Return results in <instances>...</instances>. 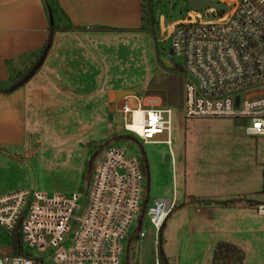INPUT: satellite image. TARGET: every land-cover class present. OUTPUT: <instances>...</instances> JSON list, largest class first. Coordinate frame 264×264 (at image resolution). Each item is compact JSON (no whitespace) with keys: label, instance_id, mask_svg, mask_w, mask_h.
Listing matches in <instances>:
<instances>
[{"label":"rangeland","instance_id":"1","mask_svg":"<svg viewBox=\"0 0 264 264\" xmlns=\"http://www.w3.org/2000/svg\"><path fill=\"white\" fill-rule=\"evenodd\" d=\"M145 1L148 7L149 0ZM151 1L154 29L147 8V20L133 38H110L106 42L108 58L103 75L107 81L98 86L99 78L92 77L87 82L91 102L87 100L89 94L82 100L74 94L56 95V90L54 95L33 101L34 107L26 114L25 148L6 149L18 159L0 153V197L27 191L49 197L86 193L89 199L93 170L101 160L99 146L109 141L143 161V200L148 198L149 205L159 198L175 200L161 232L159 249L155 245L156 230L147 215L141 225L145 237L130 241L137 232V215L123 244V264H156V249L166 257L167 264H212L218 243H231L242 251V264H264V221L241 219L202 191L226 198L236 209L257 214V202L264 197V138L237 136L236 130L249 125L244 119L187 118L182 79L179 105L172 107L171 147L145 144L126 132L123 115L115 112L112 102L106 104L108 89L124 88L134 92V96H128L132 108L164 106L160 96L147 97L146 92L151 84L163 86L165 76L184 65L181 57L169 56L170 34L187 15L189 0ZM210 9L227 11L217 0H210L207 7L196 14L190 10V14L213 19L214 15H207ZM179 76L182 78V74ZM166 139V133L155 138ZM210 200L213 203L205 205ZM217 206H222L220 211H212ZM11 241V232L0 228V250ZM26 250L32 257H42L41 264H56L55 249Z\"/></svg>","mask_w":264,"mask_h":264},{"label":"built area","instance_id":"2","mask_svg":"<svg viewBox=\"0 0 264 264\" xmlns=\"http://www.w3.org/2000/svg\"><path fill=\"white\" fill-rule=\"evenodd\" d=\"M217 1L227 11L210 9L207 15L215 18L205 20L192 16L189 7L170 34V57H181L184 63L185 115L244 119L247 136L264 138V0ZM129 100L113 104L123 115L124 130L145 144L171 147L173 109L160 104L132 108ZM165 133L166 140H155ZM99 155L89 199L86 193L49 197L27 191L0 197V228L12 234L10 245L0 250V264H41L42 257H32L26 247L57 250L56 264H123V244L138 214L130 241L145 237L141 225L147 215L159 249V234L175 200L159 198L150 205L148 198L143 200L144 163L124 149L110 143ZM257 214L264 216V201L257 205ZM17 237L23 253L13 249ZM158 249L156 264H162Z\"/></svg>","mask_w":264,"mask_h":264},{"label":"crops","instance_id":"3","mask_svg":"<svg viewBox=\"0 0 264 264\" xmlns=\"http://www.w3.org/2000/svg\"><path fill=\"white\" fill-rule=\"evenodd\" d=\"M142 6V0H0V149L4 155L18 159L6 149L25 148L26 114L38 97L54 95L56 90V95L74 94L82 100L89 94L87 100L92 101L87 82L92 77L99 78L98 86L107 81L103 75L108 58L106 42L110 38H133L140 32L145 23ZM52 29L53 38L41 68L25 85L12 90L44 51ZM121 91L131 89H108L106 104H114L116 93ZM202 191L241 219L264 221L262 215L241 211L226 198ZM263 201L264 197L257 203ZM212 203L210 200L205 205ZM222 206L211 209L218 212ZM248 245L255 247L252 242Z\"/></svg>","mask_w":264,"mask_h":264},{"label":"trees","instance_id":"4","mask_svg":"<svg viewBox=\"0 0 264 264\" xmlns=\"http://www.w3.org/2000/svg\"><path fill=\"white\" fill-rule=\"evenodd\" d=\"M145 3H146V1L143 0L142 10L144 13L143 14L144 15V22L147 20L145 11L148 8L149 9L150 22L153 25V29H154V26H155L154 13L155 12H154L152 1L151 0L148 1V7ZM145 6H146V8H145ZM52 38H53V29L50 32L49 41H48L44 51L42 52V54L38 57L37 61L32 66V68L30 70H28L25 74H23L19 78L18 81H20L21 79L25 78L28 75H32L31 78H33L36 75V73L39 71V69L41 68V66H42V64L46 58V55H47L49 48H50V45H51ZM182 73H183V67L178 66L174 73L171 72V74H168L165 76V79L163 80L164 81L163 86L158 85L157 87H155L153 84H151L148 88V91L146 92V96L147 97L160 96L163 99V102L165 103L164 106H168L170 108L179 105V97L181 95V88H182V82H181L182 78L179 75H181ZM114 139L117 140L118 138L115 137ZM108 144H110L109 141L103 145H100L99 146L100 151L105 146H107ZM2 152H4V151L0 149V153H2ZM99 152H98V154H99ZM163 227H164V225H163ZM162 229H161L160 234H159L160 240H161L160 236H161ZM19 246H21V241H20V237H17L13 241V249L18 253H23V251L21 250V248ZM160 259H161L162 264H167V259L165 256L161 255ZM243 260H244L243 253L236 246H234L230 243H219L216 245V247L214 249L212 264H230V263L242 264Z\"/></svg>","mask_w":264,"mask_h":264},{"label":"water","instance_id":"5","mask_svg":"<svg viewBox=\"0 0 264 264\" xmlns=\"http://www.w3.org/2000/svg\"><path fill=\"white\" fill-rule=\"evenodd\" d=\"M210 3V0H189V7L194 9V10H201L205 7H207ZM169 55H173V50L170 48L169 50ZM32 75H28L25 78L21 79L17 83H15L12 87V90H15L23 85H25L30 79ZM128 96H134V92L132 91H121L116 93V101L121 100L122 98L124 99L125 97ZM235 134L237 136H247L244 131L242 130H236Z\"/></svg>","mask_w":264,"mask_h":264},{"label":"bare ground","instance_id":"6","mask_svg":"<svg viewBox=\"0 0 264 264\" xmlns=\"http://www.w3.org/2000/svg\"><path fill=\"white\" fill-rule=\"evenodd\" d=\"M196 13H197V11L192 9V14H196Z\"/></svg>","mask_w":264,"mask_h":264},{"label":"flooded vegetation","instance_id":"7","mask_svg":"<svg viewBox=\"0 0 264 264\" xmlns=\"http://www.w3.org/2000/svg\"><path fill=\"white\" fill-rule=\"evenodd\" d=\"M170 56V55H169Z\"/></svg>","mask_w":264,"mask_h":264}]
</instances>
